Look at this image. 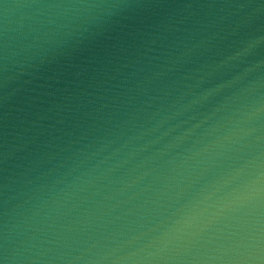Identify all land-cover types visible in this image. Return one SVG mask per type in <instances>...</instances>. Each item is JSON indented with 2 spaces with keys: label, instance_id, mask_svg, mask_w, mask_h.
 Listing matches in <instances>:
<instances>
[{
  "label": "water",
  "instance_id": "obj_1",
  "mask_svg": "<svg viewBox=\"0 0 264 264\" xmlns=\"http://www.w3.org/2000/svg\"><path fill=\"white\" fill-rule=\"evenodd\" d=\"M2 264H264V0H0Z\"/></svg>",
  "mask_w": 264,
  "mask_h": 264
},
{
  "label": "snow or ice",
  "instance_id": "obj_2",
  "mask_svg": "<svg viewBox=\"0 0 264 264\" xmlns=\"http://www.w3.org/2000/svg\"><path fill=\"white\" fill-rule=\"evenodd\" d=\"M0 264H2V262H0Z\"/></svg>",
  "mask_w": 264,
  "mask_h": 264
}]
</instances>
